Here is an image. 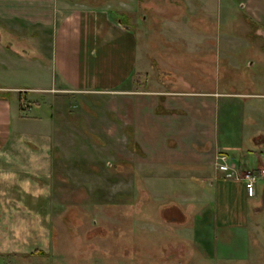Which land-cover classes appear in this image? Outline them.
Returning <instances> with one entry per match:
<instances>
[{
    "label": "rangeland",
    "instance_id": "obj_1",
    "mask_svg": "<svg viewBox=\"0 0 264 264\" xmlns=\"http://www.w3.org/2000/svg\"><path fill=\"white\" fill-rule=\"evenodd\" d=\"M84 1L133 27L138 66L123 90L73 91L52 66L51 27L38 35V69L19 67L0 79L3 87L38 85L31 100L24 96L27 89L4 92L12 93L25 116L38 102V147L27 145L24 152L42 156L39 171L31 162L18 174L27 186L9 183L3 171L11 168H0V264H264L259 235L250 233L244 245L230 234L227 242L221 227L215 233L216 219L209 226V213L203 216L216 211L211 201L217 194L203 198L212 176L204 186L199 158L189 156L194 148L202 152V163L211 165L213 155L224 151L213 153L209 143L192 149L178 143L179 128L191 117L182 109L166 117L148 113L156 101L157 114H163L168 97L177 106L186 80L197 90L238 94L221 95L219 122L237 139L247 128L255 130L254 115L246 116L249 109L264 110V97L253 96L264 94V0H178V8H169L170 0ZM1 101L0 136H6L9 120ZM247 142L248 157L245 145L243 151L230 150L229 158L241 166L234 170H247L246 158L258 164L259 143ZM160 155L165 165L156 163ZM227 171L226 177H233L230 167ZM262 190L260 180L254 195L245 189L250 216L264 208L263 201L255 211L251 205ZM38 198L44 208L38 209ZM239 231L245 234L243 225ZM227 250L247 251L249 258H228Z\"/></svg>",
    "mask_w": 264,
    "mask_h": 264
},
{
    "label": "crops",
    "instance_id": "obj_2",
    "mask_svg": "<svg viewBox=\"0 0 264 264\" xmlns=\"http://www.w3.org/2000/svg\"><path fill=\"white\" fill-rule=\"evenodd\" d=\"M84 3V0H0V21L7 23L5 27L0 26V34L3 35L0 41V79L2 80L5 75L16 71L19 67L38 69V65L41 63H38V35L44 33L43 30L49 31L52 27L54 32L50 50L51 63L58 78L68 88L80 92L123 90V87L132 79L138 66V35L132 30V26H125L120 20L116 21L109 9L104 7L93 8ZM31 82L36 83L38 80ZM182 83L181 86H184V89L180 93L183 99H180L177 106H174L172 99L168 97V100L164 98L166 103L163 114H157L156 110H159L160 107L156 101L151 103L152 106L148 108V113L166 117L174 109L180 108L187 116L191 117L185 119V124L180 126L179 129L182 130L176 138L178 143L181 144L184 141L182 143L188 144L190 149L194 144L205 146L209 143L214 148L213 153L216 150L224 151L222 155H226L227 159H219L222 155L215 156V154L209 163L211 165H207L205 160L202 163V152L194 148L191 150L193 154L189 156L195 155L199 158L197 160L199 163H196V166L200 167L196 168L198 169L197 172L200 171L204 181L212 176L209 179V185L203 181L204 186L206 184L209 188V190L205 189L207 192L205 191L203 198H206L208 193L213 195L216 192V200L211 198V202L216 203V211H207L203 216L205 217L209 213L207 214L211 219V221L208 220L209 226L216 219V235L218 228L221 227L219 229H223V233L228 235L227 242L231 240L230 234L238 236L237 239L240 242L243 241L244 245L251 241L250 233L259 235L261 239H264V208L259 213L255 212V216H250L248 214L250 212L249 207L244 202L246 198L244 183L236 181L234 177H226L229 173L228 168L234 169L237 164L229 158L230 150L243 151V145H245L246 153L244 156L248 157L250 146H248L247 141L252 138L258 141L260 152L255 153L257 166L251 159L246 158L249 161L247 170L264 168V110L249 109L251 111H248L246 118L254 115V120H257L255 125L258 126L255 130L247 128L242 135L244 140L241 135L237 139L238 134H233L232 130L225 128L219 122V114L222 109L219 100L221 95L235 98L234 96L238 94H221L215 90H197L195 84L191 82L182 80ZM169 84L173 85L174 83L169 81ZM11 89H27L28 93L25 95L21 93V95L31 100L33 95H30V91L38 92V85L35 84V87L28 88L0 86V90L3 91L0 92L2 94L0 95V102L3 100L9 120L6 136H0V168H11V173L3 171L6 181L14 184V186L23 187L28 185L27 181L25 179L19 181L18 174L28 168L27 163H38V171L42 163V156L33 153L28 155L24 152L28 148L27 145L38 147V111H35L34 108L35 105L38 106V102L32 103L33 113L25 116L21 113V108L15 98L12 97V93L4 92V90L12 91ZM250 96L252 95L250 94ZM253 96L264 97V94H253ZM226 109L227 112H232V107ZM40 125L45 124L40 123ZM226 125H231V123ZM184 126L186 132H183ZM245 142L247 144H244ZM153 144L155 146L160 145L157 141ZM22 154L27 156L25 160L21 159ZM173 156L177 157L174 154ZM173 156L170 155L171 158ZM160 157L156 163L165 165L166 159L162 155ZM215 158L217 159L216 164H214ZM183 160L185 159L183 158ZM200 163L202 164L200 165ZM237 167L241 170L239 164ZM221 171L225 174L222 175ZM260 182L263 184L262 194L260 193L261 199L251 200L254 211L259 203L264 200V176L260 178ZM41 193L42 191L38 189V197L42 195ZM258 196L259 194H257ZM39 199L38 209L44 208L43 198ZM240 210L243 212L240 213ZM214 212L217 217H215ZM182 214L184 217L187 216L184 212ZM222 214L225 215V218ZM242 225L246 230L243 236L239 231ZM240 237L243 238L240 240ZM227 251L230 252H226V254L231 256L228 258H243V256L249 258L247 251L240 250L241 252L237 255L233 251L238 253L239 250Z\"/></svg>",
    "mask_w": 264,
    "mask_h": 264
},
{
    "label": "built area",
    "instance_id": "obj_3",
    "mask_svg": "<svg viewBox=\"0 0 264 264\" xmlns=\"http://www.w3.org/2000/svg\"><path fill=\"white\" fill-rule=\"evenodd\" d=\"M222 160H226V155L221 156ZM232 169L231 176L234 177V179L238 182H243L245 185V188L249 191V193L255 194V187L256 184L259 182L260 178L264 176V168H259L258 170L255 169H249V170H243L238 171Z\"/></svg>",
    "mask_w": 264,
    "mask_h": 264
},
{
    "label": "trees",
    "instance_id": "obj_4",
    "mask_svg": "<svg viewBox=\"0 0 264 264\" xmlns=\"http://www.w3.org/2000/svg\"><path fill=\"white\" fill-rule=\"evenodd\" d=\"M142 1L144 2V0H142ZM170 1H171V4L169 5V8H174V7L178 8V3H179L178 0H176V1L170 0ZM143 8H144L143 12L146 13L148 11V8H146V7H143ZM142 20H143V18H142ZM139 76H140V73L137 74V78H136L137 80H138ZM39 253L41 254L42 252L40 251Z\"/></svg>",
    "mask_w": 264,
    "mask_h": 264
},
{
    "label": "water",
    "instance_id": "obj_5",
    "mask_svg": "<svg viewBox=\"0 0 264 264\" xmlns=\"http://www.w3.org/2000/svg\"><path fill=\"white\" fill-rule=\"evenodd\" d=\"M263 202H264V200H263Z\"/></svg>",
    "mask_w": 264,
    "mask_h": 264
}]
</instances>
